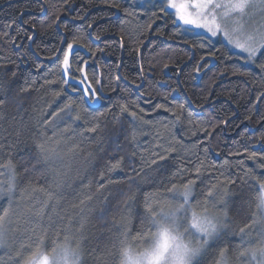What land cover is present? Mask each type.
Wrapping results in <instances>:
<instances>
[{
  "label": "trees",
  "instance_id": "trees-1",
  "mask_svg": "<svg viewBox=\"0 0 264 264\" xmlns=\"http://www.w3.org/2000/svg\"><path fill=\"white\" fill-rule=\"evenodd\" d=\"M57 14L60 15V21L53 23ZM81 15L84 19H74ZM118 17L122 18V13L107 8L102 0H68L67 4L62 0H0V33H9L8 37L0 34V58L18 61L23 57L18 67L16 63L0 67V84L5 86L0 90V98L6 101L0 108V141L12 140L15 130L23 128L28 130L26 138L31 144L39 121L56 108L52 89L59 86L63 38L67 37L68 42H72L74 36L81 37L74 44L76 54L70 57L75 80L78 81L81 76L76 71L79 65L89 81H100L94 87L98 89L97 95L102 93L104 98L91 104L87 113H81L82 119L78 122L81 127L65 132L61 122V126L55 129L57 136L71 139L52 145L58 153L53 167L59 173L66 174L61 176L63 184L59 191L63 196L58 211H66L78 218L79 209H73L71 205L78 203L86 194L92 196L91 201H88L90 208H86L84 212L87 217L85 243L89 247L98 240L106 242L110 233L105 225L110 227L114 219L120 220L122 194L133 191L138 194L152 192L155 195L162 190L163 185L171 182L181 186L183 181L178 173L176 179L171 180V173L178 169H185L183 180H187L190 178L188 170L201 167L202 174L195 187L197 196L216 177L237 180V184L231 187L239 191L240 181L244 178L240 161H244L246 170L252 173V183L264 179V167H261L264 161L259 160V156L264 154V148H256L257 161L232 154L237 150L243 152L245 147L251 148L254 144H264V102L256 101V96L264 91V84L259 82V70L248 66V70L255 72V79L250 75H233L226 64L234 61L220 60L218 57L216 61L209 58L208 64L197 74L196 64L189 58L192 48L190 44L182 43L187 37L179 31H173L171 21L165 25L163 20L157 19L152 25L153 31L148 32L145 29L147 15L134 23L124 24L122 29ZM25 20L28 21L27 24L24 23ZM13 21V28L8 29V24ZM90 23L93 24L92 28L87 27ZM97 34L99 39L96 38ZM27 36H32V40H27ZM121 36L123 47L118 42ZM13 40L20 45L19 48L14 47ZM141 40L143 44L137 53L134 49ZM207 43L211 45V41ZM79 44L84 47L80 48ZM220 54H224L223 48H220ZM82 60L87 63H81ZM165 63L169 65L168 69L163 68ZM240 63L243 64L242 59ZM141 64L145 70L140 74L144 76L143 80L138 75ZM177 69L181 72L179 77L174 75ZM166 70H169V78L166 77ZM12 71L17 73L16 78L11 76ZM221 72L224 73L223 76L220 75ZM117 76L120 77L119 80L116 79ZM45 79L57 83L44 85ZM25 80H35L37 85L44 86L21 93L20 88ZM133 80L141 85L139 89L132 83ZM159 81L164 83H158ZM114 87L115 91L112 90ZM170 88L176 89L178 98L174 99V94L168 95ZM166 95L167 100L164 99ZM122 103H127L130 109L153 123H137L133 128L130 124L131 117L125 113L120 116L122 129L113 119V114L120 115L119 105ZM157 103H163L172 109L180 116V122L173 124L175 117L172 113L155 109L154 105ZM180 104L184 105L183 111L179 108ZM141 109L144 110L143 113ZM190 111L191 124L188 122ZM101 112L104 113L102 117L98 115ZM85 115L87 120L83 119ZM93 115L98 116L101 127L97 132H87L85 129L92 122ZM204 128L212 133L210 138L205 139ZM193 129L197 135H192ZM52 131L49 128V136H52ZM133 133L135 143L132 142ZM202 140L203 143H200ZM115 141L119 142L118 151ZM73 143H78L80 150L69 151ZM157 144L171 145L175 149L169 158L172 165L169 174L153 172L141 160L143 156L147 161L152 150L160 151ZM205 147L208 151H204ZM25 151L21 145L14 155L17 166V199L20 190L30 182L45 187V180L38 178L39 174L25 175L21 170L22 161L19 157ZM133 151L137 154L133 155ZM7 154L8 146L5 143L3 156ZM119 157L124 158L122 168L108 171L106 166L110 159L114 163L115 158ZM132 168L141 171V175L136 176ZM130 175L136 182L131 187L128 183ZM112 178H115V182ZM52 179L51 175L47 178L48 184H52ZM100 185L104 187L100 188ZM249 187L244 186V191L247 192ZM32 195L44 198L39 192ZM230 216L235 231L240 218L232 212ZM134 226L139 227L138 224ZM231 239L238 242L239 234ZM50 250V247L45 249Z\"/></svg>",
  "mask_w": 264,
  "mask_h": 264
},
{
  "label": "snow or ice",
  "instance_id": "snow-or-ice-1",
  "mask_svg": "<svg viewBox=\"0 0 264 264\" xmlns=\"http://www.w3.org/2000/svg\"><path fill=\"white\" fill-rule=\"evenodd\" d=\"M62 2L67 4L68 0ZM102 2L107 8L122 13V18L118 17L121 29L124 24L134 23L145 15L148 16V22L145 24L148 32L153 31L152 25L157 19L163 20L165 25L171 21L172 30L187 37L182 43L190 44L192 48L189 58L196 64L197 74L208 64L209 58L216 61L219 57L220 60L234 61L232 64H226L231 68L233 75H250L255 79V72L248 70V66H253L259 70V82L264 84V0H203V3H189L188 0ZM189 9L199 11L193 13ZM74 19L82 20L84 17L81 15ZM59 21L60 15L57 14L53 23ZM14 23L15 21L8 24V29H12ZM24 23L27 24L28 21L25 20ZM87 27L92 28L93 24L90 23ZM0 34L9 36L8 31ZM96 38H100L99 34ZM26 39L32 40V36H27ZM80 39V36H74L72 42H68L67 37L61 41L64 47L60 49L63 59L59 61V86L52 89L56 108L39 121L31 144L26 138L28 130L23 128L15 130L12 140L0 141V157H3L0 159V250H4V254H0V264H264V179L252 183V173L246 170L244 161L239 162L244 177L240 181L239 191L231 187L237 184V180L216 177L202 189L200 196H197L195 187L202 174L201 167L198 166L188 170L190 178L187 180H183L185 169L171 173L172 181L178 173L183 181L181 186L171 182L169 185H163L162 190L155 195L152 192L138 194L133 191L122 194L120 220L114 219L110 227L105 225L110 233L106 242L98 240L91 247L85 243L87 217L84 212L86 208H90L88 201H91L92 196L86 194L78 203L71 205L73 209H79L78 218L66 211H58L63 196L59 191L63 184L61 176L66 174L59 173L53 167L58 153L52 145H59L61 141H67L71 137H58L55 129L61 126V122L65 132L81 127L78 123L82 119L81 113H87L91 104L104 98L102 93L97 95L98 89L94 87V84H99L100 81H89L79 65L76 71H79L81 76L78 81L75 80L70 57L76 54L77 48L74 44ZM207 41H211L210 46ZM12 42L15 48L20 47L14 40ZM118 42L123 47V36ZM142 44L141 40L135 47L137 53ZM79 47L83 48L84 45L79 44ZM220 48L224 49L223 55L220 54ZM241 59L243 64L240 63ZM22 61L23 57L18 61H5L0 58V67H6L10 63H16L18 67ZM81 63L87 62L82 60ZM168 67L167 63L163 65L164 69ZM144 72L141 64L138 73L141 80L144 76L140 74ZM180 74L179 69L174 73L177 77ZM220 75L223 76L224 73L221 72ZM11 76L16 78L17 73L12 71ZM116 79L119 80L120 77L117 76ZM55 83L57 82L51 79L44 80V85ZM132 83L137 89L141 87L135 80ZM44 85H37L35 80H25L20 92L27 93ZM4 87L0 84V90ZM116 87L112 90L115 91ZM175 92V88H170L168 95ZM140 94L143 95V92ZM168 95L164 97L165 100ZM256 101L264 102V91L256 96ZM5 102V99L0 98V108ZM154 108L171 112L175 117L173 124L180 122V116L165 104L157 103ZM179 108L183 111L184 105L180 104ZM107 111L111 112V109ZM140 111L144 112L143 109ZM119 112L120 115L113 114V119L122 129L120 116L125 113L131 117L130 124L133 128L137 123H153L130 109L127 103L119 105ZM98 115L102 117L104 113ZM191 117L190 111L189 124L192 123ZM83 119L87 120V115ZM100 127L98 116L93 115L92 122L85 130L97 132ZM49 128L53 130L52 136L48 135ZM203 130L205 139L210 138L212 133L208 128ZM192 135H197L195 129L192 130ZM132 142H136L135 133L132 134ZM5 143L8 146L7 156H3ZM115 143L118 151L119 142ZM200 143H203V140ZM21 145L26 149L24 155L19 157L22 161L21 170L25 175L39 174L38 178L45 180V187L30 182L20 190L17 199V166L14 155ZM156 147L161 150H152L147 161L143 156L141 160L147 163L153 172L169 174L172 168L169 158L175 149L171 145L157 144ZM256 148H264V144H254L251 148L245 147L243 152L237 150L232 154L257 161ZM78 150V143L69 147L71 152ZM204 151L208 149L205 147ZM136 154L133 151V155ZM259 160L264 161V154L259 156ZM123 161V157L115 158L114 163L110 159L107 170L111 172L121 169ZM261 167H264V163H261ZM132 172L136 176L141 175V171L136 168H132ZM50 175L53 177L52 184H48L47 180ZM112 180L115 182V178ZM128 183L130 187L136 183L131 175L128 177ZM246 185L250 186L247 192L244 191ZM99 187L103 188L104 185ZM37 192L42 193L44 198L39 199L32 195ZM230 212L240 218L235 231L232 228L233 219ZM135 224L139 227L134 226ZM237 234L240 239L234 242L231 237ZM49 247L51 250L45 251Z\"/></svg>",
  "mask_w": 264,
  "mask_h": 264
},
{
  "label": "rangeland",
  "instance_id": "rangeland-1",
  "mask_svg": "<svg viewBox=\"0 0 264 264\" xmlns=\"http://www.w3.org/2000/svg\"><path fill=\"white\" fill-rule=\"evenodd\" d=\"M189 3H193V2H197V3H203V0H188ZM190 11H192L193 13H195L196 11H199V9H189ZM259 227V225L257 226ZM0 254H4V250H0Z\"/></svg>",
  "mask_w": 264,
  "mask_h": 264
},
{
  "label": "water",
  "instance_id": "water-1",
  "mask_svg": "<svg viewBox=\"0 0 264 264\" xmlns=\"http://www.w3.org/2000/svg\"><path fill=\"white\" fill-rule=\"evenodd\" d=\"M165 72H166V74H168L169 70H166ZM175 98H178V93H177V92L174 93V99H175Z\"/></svg>",
  "mask_w": 264,
  "mask_h": 264
},
{
  "label": "flooded vegetation",
  "instance_id": "flooded-vegetation-1",
  "mask_svg": "<svg viewBox=\"0 0 264 264\" xmlns=\"http://www.w3.org/2000/svg\"><path fill=\"white\" fill-rule=\"evenodd\" d=\"M166 77L169 78V72H168V74H166ZM240 129H241V128H240Z\"/></svg>",
  "mask_w": 264,
  "mask_h": 264
}]
</instances>
